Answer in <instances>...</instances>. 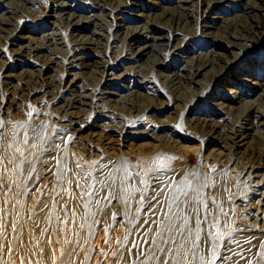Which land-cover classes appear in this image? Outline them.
I'll list each match as a JSON object with an SVG mask.
<instances>
[{"label": "bare ground", "instance_id": "bare-ground-1", "mask_svg": "<svg viewBox=\"0 0 264 264\" xmlns=\"http://www.w3.org/2000/svg\"><path fill=\"white\" fill-rule=\"evenodd\" d=\"M44 2L45 0H0V33L5 31L4 24L9 26L10 24H23L21 20L23 13L20 14L23 11L24 13L30 11L34 13L33 25L36 26L38 22L46 24L38 27L35 33L32 31L33 25L23 27L20 25L10 30L8 35L4 37L5 46L0 50V74L8 80L6 83H13L19 75L17 71H20L21 74L23 67L33 58L41 57V50L46 48L48 50L46 66L33 65V67H38L36 81H41L45 75L59 72L60 66H63L66 68L63 76L66 89L71 93H74L75 89L80 90L79 86L83 83L80 71L89 67H97L101 73L99 81L103 83L102 86L104 87L99 90L101 97L115 95L109 90L113 85V81L117 79L120 82L121 80L126 81L125 77L128 74L136 78L145 76L144 72L151 73L155 77L158 76L163 86L167 87L175 96V99L167 97V102L163 104L159 102L160 107L163 105L165 116H169L175 111H182L180 104L175 102L176 98L181 95L187 99L195 97L198 103L203 100L212 102L219 111L239 108L235 120L228 125L214 121V119H208L202 124L204 130L206 129L212 137L209 144L205 145L199 154L202 153L203 165L209 170L214 169L213 174L215 175L212 174L209 186L215 185V187L209 188L206 194L204 185L208 187L209 182L207 180L194 179L193 183L197 186L202 184L200 189V196L203 197V202L200 205L201 216L205 211L214 213L222 222H229L231 227L239 225L244 228L246 226L247 235L256 237V240L264 238L262 236L264 234V205L261 210L259 207L254 209L257 214L252 215L248 221L252 217L254 220L248 222L244 220L246 214L243 216L240 209L235 211L228 200V196L233 198V195L236 194L246 197V192H249L247 191V183H250V186L255 183L254 186L263 188L259 196L264 199V28L259 27L260 20H264V0H172L171 5H163V7L158 6L154 0H52L48 13L42 14V17L38 18V9L33 12L31 8L35 6L38 8ZM196 3H199L197 11L201 12L200 16L194 15L196 12L194 5ZM229 3L231 5L238 4L241 13L233 14L231 18L222 17L219 9L227 7ZM57 21L64 24L67 31L66 34L63 33V37L59 38L56 37L59 34L57 35L55 29L58 27ZM47 27L50 32L46 31ZM105 27H108L110 31L105 33ZM86 31L90 34H86ZM197 37L210 40L212 43L209 46L205 44L192 46L188 43L190 39ZM57 44H59L58 47L55 46ZM219 45H222L221 48L226 51L217 50ZM103 46H105L104 49ZM101 48L103 51H100ZM249 50L261 51L260 61L262 65L260 64L261 73L259 74H255L254 68L251 67L249 62H245L242 66L237 63ZM76 51H81L80 55L83 57H76L74 53ZM57 52L63 55L60 62L53 59L55 56L52 53ZM6 54L18 60V64L11 69L6 67L7 63L4 65L3 60L6 59ZM89 58L94 60L90 61ZM173 63H177L179 68H174ZM120 68H123L124 71L117 74ZM165 70L169 73H164ZM128 79L130 78H127L128 85H131L133 80ZM128 85H123V89H129L131 93L136 92L135 87L131 88ZM247 91L252 93L250 94ZM176 92L178 93L176 94ZM75 97L79 98L75 99L77 102H75L73 108L80 110L86 105L84 101L81 100L80 102V99L85 96L78 95ZM148 98L144 102H138L137 107L154 102ZM126 100L125 97H121L117 100L118 103L111 104V107H116L121 102H125V106H127L129 102ZM228 102L233 104L229 105ZM122 105L124 104L122 103ZM129 105L134 110H138L134 103ZM198 106L197 104L192 106L191 110ZM186 110L188 109L186 108L181 112V120L184 118ZM188 111L190 112V109ZM192 112L191 116L186 115L189 123H193L196 119V111ZM165 120L161 123L164 124ZM168 120L170 122V119ZM99 125L94 124L92 127L97 128ZM137 126H140V124L135 121L124 123L121 135L127 133L125 130L132 129V127L137 128ZM86 128V126H80V132L86 130ZM140 133L149 136L144 130ZM98 137L97 142L100 141L102 135ZM161 138H155V141L166 145L163 150L170 147L169 149L176 150L179 154H189L197 149L192 148V146L191 148L190 146L184 147L182 143L174 144L172 140L171 142H164L165 137L162 140ZM102 145V143H99L98 146L103 147ZM148 145L149 149L145 153L147 159H145L144 165L152 167V160L148 159L158 157V146L153 141L148 142ZM220 147H224L226 151H222ZM103 149L106 152L112 151V153H108L109 155L120 152L117 148L115 149L111 140L106 141ZM245 151L247 152L245 153ZM89 156H91V153ZM88 159L90 160L89 157ZM46 162L43 161L40 164L38 177L41 179L48 177L53 181V173L56 168ZM73 167L72 158L65 154L56 171L58 177L60 175L64 176V180L58 179V186L66 185L67 181H70L66 171L68 168ZM44 168L49 169V171L42 172L41 170ZM230 169H237L236 177L229 175ZM161 179L163 183L160 188L165 186L164 189H166L168 181L164 177H161ZM197 180L199 183H197ZM155 187V185H152L149 188L148 198L141 205H145L146 215H155L156 222L159 213L163 217L166 212H176L177 210L172 209L171 206L173 205L170 202H168V206L165 205L166 207L163 206L162 208L164 198H167L166 194L160 195L158 201L151 199L152 196L157 194V192L152 191V188ZM250 191H253V189ZM86 198L84 193H79L77 199H70L69 204L75 210L71 212L72 215L73 212L75 213L73 215L75 221L81 220L82 223H85L84 204ZM213 200H215V204L212 203ZM130 201L129 199V203ZM120 202L121 209L128 205L124 203L123 199H120ZM204 205L208 206L207 209ZM81 207L83 208L82 212H80ZM220 209H223L228 215H221ZM125 211V217L129 218L127 208ZM43 212H45V216L53 217L54 206L49 205L48 209H44ZM160 218L158 221H160ZM208 219L211 220V215L208 216ZM175 222H179V220L177 219ZM255 222L257 223L255 224ZM258 223L263 224L257 227ZM157 224L149 239H158L159 229ZM205 229H207V225H205ZM19 230V227H16L13 232L17 238L19 237ZM201 235L203 237L204 233ZM142 241H144V238L141 239ZM151 247L150 243L145 246V256H150ZM134 251V249H131V251L125 250V254L121 258L131 260V264H141L142 261L144 264L147 261L150 262L149 264H157L155 256L150 260H145V257L133 260ZM170 255L168 254V256ZM168 256L165 258H168ZM235 259H238V257ZM224 264H230V262L225 261ZM253 264L256 263L253 262Z\"/></svg>", "mask_w": 264, "mask_h": 264}, {"label": "rangeland", "instance_id": "rangeland-1", "mask_svg": "<svg viewBox=\"0 0 264 264\" xmlns=\"http://www.w3.org/2000/svg\"><path fill=\"white\" fill-rule=\"evenodd\" d=\"M51 1L52 0H45L38 8L35 6L31 8V10L36 12L38 9L37 17L41 18L42 14L48 13L51 7ZM154 1L161 7H163V5L172 4V0ZM198 5L199 3L194 5L196 10L194 15L196 16H200L201 14V12L197 11ZM219 12L222 17L231 18L233 14H240L241 8L238 4L231 5L229 3L227 7L219 9ZM22 13L21 20L23 24H20L21 27L33 25L32 21L35 18L34 13H31V11L27 13H24V11L20 12V14ZM260 21L259 27L263 29L264 20ZM20 25H3L5 31L0 33V50L5 46L4 37L8 35L10 30ZM43 25L46 24L38 22V24H36L37 27L35 25L32 26V31L35 33L37 31L36 29ZM55 29L57 35L59 34V36H56L58 38L63 37V33H67L65 25L62 23H58V27ZM46 31L50 32L48 27ZM104 31L106 33L110 30L108 27H105ZM86 34L89 35L90 33L86 31ZM188 43L192 46H202L203 44L209 46L212 41L197 37L192 40L190 39ZM58 45L59 44L55 46L58 47ZM219 46L217 50L222 51V45ZM104 48L105 46H103V49ZM103 49L101 48L100 51H103ZM223 51L226 50L224 49ZM41 53V57L38 56L39 58H33V60H30V62L23 67V72L21 71V74L20 71H17L19 75L15 78L13 83L7 84L6 82L8 80L5 77L3 78L0 74V122H3V127L0 129V131L3 132V139L0 140V154L3 155V163H0V184L3 185L0 187V225L3 226L0 227V233H2L0 234V243H3L5 239H7L9 246L14 250L13 252H0V264H19L20 259H31L34 262L38 261L40 259L38 256L30 257L28 253L30 251H39L41 245L37 244L38 238L42 239L47 235L53 240L56 239L57 228L62 230L59 236L61 245H64L66 237L71 239L73 244L79 241L81 246L77 250L78 255L74 256L72 259L79 260L82 264H117V262L118 264H131V260L121 258L123 254H125V250L129 249L135 250L132 256L133 260L142 259L145 255H141V253H145L144 248L148 244L147 241L161 217V213H159L157 221L155 222V215H146L144 210L145 205H141L145 200L142 201L140 196L144 195L145 192H147L148 195L149 188L140 185L141 192L132 195L130 203L128 200V205L125 208L122 207V209L120 199L113 201L111 204L101 200V205L97 207L95 206L97 197H92V203L89 207H85V223H82L81 220L75 221V216L71 213L72 210H75L69 203L70 199H77L79 193H84V191L89 190L85 180L81 179V177L86 175L84 169H87L92 172L93 176H96L99 175V173L93 171V161H100L103 166L108 164L109 161L118 162L122 159H127L132 164L140 162L139 164L144 165L146 162L145 159H147L145 153L149 149L148 142L153 141L156 142L158 146V157H176L175 159H169L167 161L165 175L162 176L165 180L167 179V181H169L171 179V183L174 185L177 180L185 177L187 173H193V176L187 177L189 180L194 182L196 179H205L209 182L208 187H205V193L207 194L209 188L215 187V185L212 187L209 186L211 183V176L215 174H213L214 169L209 170L203 165L202 153L199 154V152H202L203 147L209 144V141H211L210 138L212 137L208 134L206 129L204 130L202 124L204 121H208V119H214V121H219L222 124L228 125L235 120V116L239 113L240 109L236 107L233 110L223 109L219 111L217 110V106L213 105L212 102L203 100L198 103L195 97L187 99L181 95L179 98H176L175 102L180 104L182 111L187 108L188 110L190 109V112L186 110L182 120V111H175L169 116H165L162 108L163 105L160 107L159 102L163 104L167 102V97L175 99V96L172 95L167 87L163 86L158 76L155 77L151 73L144 72L143 74L145 76L136 78L128 74V76L125 77L126 81L121 80L120 82L119 79L113 81V85L109 90L115 93V95L101 97L99 90H102L104 87L102 86L103 83L99 81L101 73L97 67L82 69L80 73L81 78H83V83L79 86L80 90L75 89L74 93H71L66 89V83L63 78L66 68L63 66H60L59 72L45 75L41 81H36L38 67H33V65L40 64L46 66L48 61V57H46L48 50L43 48ZM74 53L76 57H83L80 55V53H82L81 51H76ZM52 54L55 56L53 59L56 62H60L63 58V55L59 52ZM261 55V51L259 50H249L237 63L242 66L245 62H249L251 67L254 68L255 74H259L261 73L260 68L262 65L260 61ZM89 60L92 61L94 59L89 58ZM3 62L4 65L7 63L6 67H9V69L18 64L17 58L9 54H6V59H4ZM173 65L174 68H179L177 63H173ZM122 71H124V69L120 68L117 74ZM163 72L166 74L169 73L167 70ZM128 77L133 80L131 85H128ZM123 85H128L131 88L135 87L136 92L131 93L129 89H123ZM242 91L244 90L242 89ZM177 93L178 92H176V94ZM249 93L251 94L252 92ZM78 95L85 96L83 99H80V102L82 100L86 105L80 110L73 108L75 107V102H77L75 99L79 98L75 96ZM121 97H125V100L127 99L126 101L129 102L128 105L125 106V102H121L119 103L120 105L117 104L116 107H111V104L118 103L117 100ZM147 98L154 102L147 104L148 106L143 105L137 107L138 102H144ZM122 103L124 105H122ZM131 103H134L138 110H134V108L129 105ZM196 104L199 106L191 110V107ZM228 104L231 105L233 103L228 102ZM192 111H196V119L193 123H189L187 121V116H191L193 113ZM29 113H31L30 116ZM168 119H170V122ZM141 120L143 121L141 122ZM163 120H165L164 124L161 123ZM134 121L140 124V126L128 129L131 131L124 129L127 133L121 135L123 124ZM18 124H23L25 127H18ZM94 124H100V128H93L92 125ZM37 125L40 126L41 135L45 140L49 137H54V143L55 145H59V147L54 146L48 151L41 152L40 149L47 148L48 145L39 143L37 147H31L25 150L23 142L24 132L26 130L28 131L30 136L29 142L34 143L35 140L31 138V129ZM80 126H86L87 128L80 132ZM72 127L78 128L75 129ZM143 130L148 133L149 136L141 134L140 132ZM103 134L105 135L103 136ZM101 135L102 138L97 142L98 136L101 137ZM158 137H165L164 142H171L172 140L174 144L178 145V143H182L184 147L190 146L191 148L192 146V148L194 147L197 149L189 153L190 155L188 153L179 154L176 150L172 151L169 149L170 147L163 150V147H166V145L155 141V138L157 139ZM108 140H111L115 149L117 148L118 151L120 150L119 153L117 152L115 155H109L108 153H112V151L106 152V150L103 149ZM99 143H102L103 147H99ZM9 145H11V147H9ZM220 149L226 151L224 147H220ZM21 152L24 153L23 156H21ZM87 152L88 154H86ZM246 152L247 151H245V153ZM90 153L91 156H89ZM215 153H217V151H215ZM65 154H67L68 157L70 156L73 160L74 167L68 168L66 171V174L69 176L68 179H70L71 182H67L66 185L58 186V172L56 171ZM13 157H15V159H13ZM25 157H27V161L21 163V161H24ZM93 157L97 158L94 160ZM153 158L154 157H150L148 160L151 161ZM40 160L47 161L46 163L56 168V171L53 173V181H51V178L48 179V177L42 179L38 177L40 171L39 166L41 164ZM57 161H59V164ZM77 162L81 164V168H77ZM30 166H35L36 171L30 172ZM236 170L237 169H230L229 175L236 177ZM77 180H79L82 185H86L84 191L75 187ZM197 183H199L198 180ZM242 183H244V181H242ZM254 185L255 183H252V186H250V183H247V191L249 192H246V197L237 194L233 195V198L228 196V200L233 209L235 211L240 209L243 216L246 214V217H244L246 221H248L252 215L257 214V211L254 210L256 207H259L261 210L264 205L263 197L259 196L263 188L261 189V187ZM164 187L161 189L164 190V194L168 195V192L172 191V188L168 186L164 189ZM198 187L201 189L202 184ZM65 188L67 192L63 191ZM92 188L98 190L100 185L93 183ZM252 189L253 191H250ZM104 194H107V189L104 190L103 194L101 193V195ZM86 197L87 202L89 197ZM258 199L259 201L257 202ZM37 201H40V204H38ZM166 201L167 198H164L162 208L165 205L168 206V202L166 203ZM45 202H47L48 205L54 206L53 217L45 216L44 210H40ZM17 206L18 209L16 210ZM171 207L172 209L175 208L174 205ZM126 208L130 215L129 218L125 217L124 214ZM47 209L48 208H45V210ZM82 210L83 208L81 207L80 212H82ZM89 211L96 213L95 217L87 215ZM66 213L67 217L65 219H59L64 218ZM247 214L249 217H247ZM253 220L252 217L248 222ZM34 221L40 224L39 228L36 227ZM73 221H75V223H73ZM256 223L257 222H255V224ZM81 224L84 225L83 228L80 227ZM262 224L263 223H258L257 227ZM13 225L15 228L19 227L20 229L18 238L13 234L15 231L13 230ZM44 228H48L49 232L44 233ZM143 238L144 241L141 242ZM21 240L24 241L23 244H20ZM105 241H107V243H105ZM256 243L257 240L254 239L253 244ZM134 244L138 246H134ZM49 247L51 248L52 246L50 245ZM245 247L248 246L245 245ZM61 251L62 249L59 248L55 251L57 264H68L67 255L61 258ZM252 251L256 252L258 248L253 247ZM101 252L104 253L103 256ZM21 253H23L22 256L20 255ZM151 253L149 260L154 257ZM88 257H90V259ZM256 261H259L258 256L254 263H256ZM149 263V261L145 262V264ZM241 264H243V262H241Z\"/></svg>", "mask_w": 264, "mask_h": 264}, {"label": "snow or ice", "instance_id": "snow-or-ice-1", "mask_svg": "<svg viewBox=\"0 0 264 264\" xmlns=\"http://www.w3.org/2000/svg\"><path fill=\"white\" fill-rule=\"evenodd\" d=\"M30 115L31 113H29V116ZM17 126L25 127L23 124H18ZM2 127L3 122H0V129H2ZM31 138L35 140L34 143L29 142L30 136L26 130L24 132L23 141L25 150L31 147H37L39 143L48 145L47 148L40 149L41 152L48 151L54 146L59 147V145H55L54 137H49L45 140L41 135L39 125L31 129ZM2 139L3 132L0 131V140ZM9 147H11V145H9ZM23 155L24 153L21 152V156ZM175 158L176 157H154L152 159V167L141 165L139 162L132 164L127 159H122L118 162L109 161L108 164L103 166L100 161H93V171L98 172L99 175L93 176L92 172L84 169L86 175L81 177V179L85 180L89 190L84 191L86 185H82L79 180L76 181L75 187L84 191V194L89 197L84 207H89L92 203V197H97L95 200V206L97 207L101 205V200L111 204L117 199H123L124 203L127 204L132 195L141 192L140 185L146 188H151L152 185H155L156 187L152 188V191L157 192V194L152 196L151 199L158 201L159 196L164 195V190L160 188V185L163 183L161 177L165 175L167 161ZM13 159H15V157H13ZM26 161L27 157H25L24 161H21V163ZM40 162L42 163L43 161L40 160ZM0 163H3L2 154H0ZM57 163L59 164V161H57ZM76 166L77 168L82 167L79 162H77ZM35 171V166H30V172ZM41 171H49V169L44 168ZM193 175V173H187L185 177L177 180L174 185L171 183V180H169L166 185L172 188V191L168 192L166 203L170 202L177 211L166 212L157 224V228L159 229L157 233L158 239H149L147 241L152 246L151 255L156 257L157 264H224L225 261L230 262V264H241V262H243V264H253L257 256L259 257V261H256V264H264V238L258 239L257 243L253 244V240L257 238L247 235L246 226L244 228L239 225L231 227L229 222H222L216 214L207 211L204 212L203 216L200 215V205L203 202V197L200 196V188L195 185L192 180L187 178ZM58 179L64 180V176L60 175ZM67 182L70 183L71 181ZM93 183L100 185V188L94 190L92 188ZM2 186L3 185L0 184V187ZM204 187H207V185H204ZM105 189H107V194L101 195V193H104ZM157 189H159V191H157ZM63 191L67 192V189L65 188ZM181 197H183V199H181ZM147 198V192L140 196L142 201ZM37 203L40 204V201H37ZM212 203L215 204V200H213ZM48 207L49 205L45 202L40 210L43 211ZM204 207L207 209L208 206L204 205ZM219 211L223 216L228 215L223 209ZM73 215H75L74 212ZM87 215L95 217L96 213L89 211ZM209 215H211V220L208 219ZM66 217L67 213L64 218L59 219L63 220ZM177 219L179 222H175ZM34 223H36L37 228L40 227L38 222L34 221ZM73 223H75V221H73ZM205 225H207V229H205ZM0 227L3 226L0 225ZM80 227L83 228L84 225L81 224ZM225 229L227 230L225 231ZM13 230H15L14 225ZM61 231L62 230L59 228L56 229V239L54 240L47 235L42 239H37V244L41 245L39 251H30L28 254L30 257L38 256L40 258L38 261L34 262L31 259H20L19 264H57V258L55 256L57 248L62 249L61 258L67 255L68 264H82L81 261L72 259L74 256L78 255L77 250L81 246L79 241L73 244V241L66 237L64 245H61L59 240ZM43 232L48 233L49 229L44 228ZM202 233H204L203 237L201 235ZM262 236H264V234H262ZM23 243L24 241L21 240L20 244ZM105 243H107V241H105ZM50 245L52 246L51 248L49 247ZM245 245L248 247H245ZM134 246L138 245L134 244ZM253 247H257L258 251L253 252ZM13 251L7 239H5L3 243H0V252ZM128 251L131 250L129 249ZM168 254L171 255L168 256ZM20 255L22 256L23 253ZM101 255L103 256L104 253L101 252ZM141 255H144V253H141ZM166 256H168V258H165ZM236 257H238V259H235ZM88 258L90 259V257ZM148 259L149 257L145 256V260ZM141 264H144V262L142 261Z\"/></svg>", "mask_w": 264, "mask_h": 264}]
</instances>
